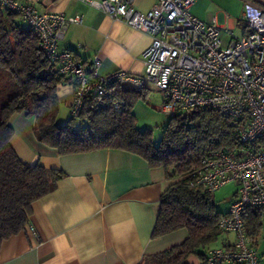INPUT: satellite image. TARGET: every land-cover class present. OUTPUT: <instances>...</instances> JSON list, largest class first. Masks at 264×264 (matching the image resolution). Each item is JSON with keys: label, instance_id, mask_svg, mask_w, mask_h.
<instances>
[{"label": "built area", "instance_id": "obj_1", "mask_svg": "<svg viewBox=\"0 0 264 264\" xmlns=\"http://www.w3.org/2000/svg\"><path fill=\"white\" fill-rule=\"evenodd\" d=\"M81 1L149 34L151 41L141 53V73L119 69L101 75L97 59L86 68L70 51H59L57 43L68 25L82 21L79 14L38 12L34 3L20 0H0V7L15 12L38 36L41 52L57 65L63 79L74 81L69 106L73 117L80 115L87 96L95 97L93 109L108 106L120 111L125 101L110 98L116 87L142 92L148 86L162 93L160 110L167 118L197 108L229 117L241 148L203 157L190 182L212 195L227 183H236L235 196L218 222L220 231L234 234V240L227 248L209 250L207 264H262L242 213L251 206L264 208V0H243L246 32L231 35L227 42L218 25L190 12L195 0H156L146 12L136 8V0ZM23 230L37 237L32 225Z\"/></svg>", "mask_w": 264, "mask_h": 264}, {"label": "crops", "instance_id": "obj_2", "mask_svg": "<svg viewBox=\"0 0 264 264\" xmlns=\"http://www.w3.org/2000/svg\"><path fill=\"white\" fill-rule=\"evenodd\" d=\"M20 1L34 3L38 12H60L65 17L81 15L80 23L68 25L57 48L70 51L86 68L97 59L101 75L119 69L133 74L142 72L141 53L151 41L148 33L81 0ZM155 1L136 0V8L146 12ZM206 1L195 0L190 12L205 23L218 25L225 42L231 35L239 37L245 33L243 9L239 6L237 10V1L227 7L231 16L226 18L220 10L211 11ZM153 90L148 86L142 99L150 102ZM73 93L71 79L57 86L59 108L69 110ZM9 123L13 129L10 144L22 162L39 163L64 175L48 194L31 205L28 224L35 228L37 237L22 230L2 241L0 264H139L186 238L185 228L152 235L160 196L173 181L162 168H151L140 156L120 149L60 155L36 139L32 115L15 113ZM234 193L228 199L229 205ZM213 199L216 204L214 196ZM216 208L221 212L228 210L217 205ZM233 239L229 234L223 235L214 248L228 247ZM255 241L257 246V238ZM186 261L200 264L195 255ZM261 262L264 264L262 259Z\"/></svg>", "mask_w": 264, "mask_h": 264}, {"label": "trees", "instance_id": "obj_3", "mask_svg": "<svg viewBox=\"0 0 264 264\" xmlns=\"http://www.w3.org/2000/svg\"><path fill=\"white\" fill-rule=\"evenodd\" d=\"M63 81L57 65L41 52L38 36L15 12L0 7V244L25 228L32 203L64 175L39 163L22 162L13 150L9 121L13 114L25 112L34 117L36 139L60 155L120 149L140 156L151 168H162L173 181L160 196L152 235L185 228L187 236L139 264H189L190 255L207 264L208 251L219 245L218 222L227 210H218L213 195L190 182L203 157L241 148L230 118L211 108L191 110L186 117L176 113L167 118L156 140L151 129L138 125L132 108L136 99L144 98V91L116 87L110 98L123 99L124 109H93L95 97L87 96L80 115H70L58 125L57 86ZM242 218L246 233L256 240L264 208L248 207Z\"/></svg>", "mask_w": 264, "mask_h": 264}, {"label": "rangeland", "instance_id": "obj_4", "mask_svg": "<svg viewBox=\"0 0 264 264\" xmlns=\"http://www.w3.org/2000/svg\"><path fill=\"white\" fill-rule=\"evenodd\" d=\"M206 1V0H205ZM237 1V10H239V6L243 9V0H208L206 1V6L210 8L211 11L220 10L221 16L223 15L225 18L231 16L227 7H231L232 4ZM242 1V2H241ZM239 17V14L237 15ZM235 33H239L238 30H235ZM137 100L139 102H137ZM162 106V93L158 92L154 88L151 93L150 102L143 100L142 98L136 99L133 104V110L136 114V120L141 128H148L153 131V136L156 140H158L161 136L162 129L161 127L167 120V116H165L160 108ZM69 110L66 107L61 106L59 108L58 116L56 119V123L58 125H62L69 118ZM236 191V183L229 182L217 191L214 192L213 196L216 200V205L219 209H226L229 207L228 199L231 198V195ZM226 235V233H222L219 238L220 239ZM234 238V234H229ZM234 240V239H233ZM258 245L256 246L257 251L264 261V224H262L260 233L257 237Z\"/></svg>", "mask_w": 264, "mask_h": 264}, {"label": "water", "instance_id": "obj_5", "mask_svg": "<svg viewBox=\"0 0 264 264\" xmlns=\"http://www.w3.org/2000/svg\"><path fill=\"white\" fill-rule=\"evenodd\" d=\"M182 115H183V117H186L187 114L186 113H183Z\"/></svg>", "mask_w": 264, "mask_h": 264}]
</instances>
